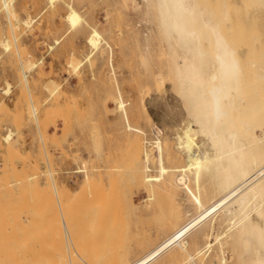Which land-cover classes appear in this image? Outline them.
I'll return each mask as SVG.
<instances>
[{
    "label": "rangeland",
    "instance_id": "obj_1",
    "mask_svg": "<svg viewBox=\"0 0 264 264\" xmlns=\"http://www.w3.org/2000/svg\"><path fill=\"white\" fill-rule=\"evenodd\" d=\"M198 2L243 50L252 45L253 31H264V7L250 0ZM71 7L83 18L77 28L68 21ZM93 28L104 40L94 52L88 43ZM166 43L143 0H0V90L12 93L11 98L0 97V264H60L55 257L61 258L63 251L68 257L74 253V264H103V260L112 264L124 259L131 263L161 243L175 223L196 213L181 188L160 189L150 198L134 171L138 136L125 131L118 108L122 96L129 114L134 115L133 123L146 133L148 141L159 137L169 146L177 145L175 132L190 122V116L175 89ZM160 53L163 58H158ZM247 56L244 62L249 63ZM257 60L264 62V58ZM159 73L166 78L163 88L156 87ZM253 84H247V92ZM254 90L248 93L250 99ZM143 101L156 122L146 117ZM157 128L162 134L156 133ZM11 133L12 141L7 143L4 139ZM130 157L133 163L128 162ZM125 164L133 171L126 170ZM166 164L183 167L186 160L178 157ZM86 172L89 181H85ZM151 174H159L156 166ZM92 193L99 206L91 200L89 204ZM170 203L176 211L170 212ZM172 216L179 217L173 220ZM220 230L217 226L216 232ZM208 231L209 226L190 238L193 254L204 244L203 232ZM226 252L231 258L230 247ZM4 253L9 254L7 258ZM176 255L180 260L188 257L181 249ZM222 256L216 244L207 255L198 260L196 256L188 264H218ZM69 259L59 261L69 264ZM169 263L177 261L171 262L165 255L155 264Z\"/></svg>",
    "mask_w": 264,
    "mask_h": 264
},
{
    "label": "bare ground",
    "instance_id": "obj_2",
    "mask_svg": "<svg viewBox=\"0 0 264 264\" xmlns=\"http://www.w3.org/2000/svg\"><path fill=\"white\" fill-rule=\"evenodd\" d=\"M51 1L54 2L55 0ZM143 2L147 14L153 15L157 20L161 34L167 42L166 56L170 60L173 81L177 87L175 89L179 91L178 94L181 95L187 106L190 122L188 121L187 125L181 122L184 127L178 128V130L180 129L181 131L182 129V132L172 130V134L175 132L176 135L177 133L176 137L178 139L177 145L172 147V145L169 146L162 142L159 137L155 142H150L148 138L144 137L147 136L146 133L133 123L134 115L129 114L128 103L122 96L118 99V108L122 112L125 131L138 136L136 144L134 142L139 149L136 151L137 153L135 151L133 153L138 156L134 171L140 184L149 193L150 198L160 189L175 188L176 191L177 188H181L191 201L196 213L188 215V218L182 223H175L170 234L141 258L131 263H124L126 262L124 261L125 259L123 262L117 260L114 261L116 263L113 262L112 264H155L165 255L170 257L171 262L177 261L176 264H188L189 261H195L196 256H198V260L199 256L207 255L216 244L220 246L223 254L218 264H264V62L257 60V58H264V31L259 32L260 34L257 31L255 34L253 31V41L252 39L250 40L252 45H248L249 49L246 46V49H248L246 51L241 48L242 44L241 47H237L231 42L230 38L220 29L219 22L204 13V9L199 5L198 0H143ZM250 2L257 4L260 8L264 7V0H250ZM72 7L71 11H69L68 21L72 27L77 28L81 25L83 18ZM256 11L258 13V10ZM259 16L261 15L259 14ZM102 42L104 40L101 32L97 28H93L88 37V43L93 52L100 49ZM205 43L207 44L205 45ZM161 55L158 58H163L164 54L162 53ZM247 55H250V59ZM246 56L250 60L249 63H247L248 61L244 62V60H247ZM78 67L79 65L76 68ZM247 82L254 83L253 87L256 93L251 85L252 89L247 92ZM157 84V88L165 87L166 78L161 73L157 74ZM168 88H166L167 91ZM252 90H254L252 97L255 96L250 99L251 94L248 96V93L249 91L252 92ZM167 91L165 92L167 93ZM147 95L145 98L148 97ZM142 107L146 117L150 121H154L145 101L142 102ZM165 119L167 120V118ZM156 133L162 134V129L157 128ZM12 136L13 134L11 133L4 140L9 143L12 141ZM9 147L11 148L10 145ZM152 147L157 148L156 153L153 152ZM125 152L129 154L130 149ZM127 154L126 157H128ZM178 157L186 160V166L172 167L166 164V161H171ZM130 158L128 162L132 161V157ZM153 166L158 168V175L151 174ZM115 167L113 168L117 169L118 166ZM124 168L131 170L133 167H129L128 164ZM79 172H84V170H79ZM89 180L90 174L86 172L85 181ZM109 189L111 188L109 187ZM172 190L174 191V189ZM93 194H91L92 196L89 195V197L91 196V199H88L89 204L91 200V202H95L94 204L99 206L100 201L98 202V198L94 199ZM95 196L97 197L96 194ZM123 197L124 195L120 198ZM118 201L117 203H119ZM128 203L126 206H129ZM172 204L170 203L172 208H168L171 210L170 212L176 211L172 210L174 209ZM161 212L163 211L161 210ZM93 213L94 215L96 214L95 211ZM177 214L175 212V215ZM86 216L88 217V215ZM95 216L97 217L98 214ZM87 217L84 218L88 219ZM174 217L172 216V218ZM178 217L176 216L173 220L178 219ZM162 219L164 220L165 218ZM95 220L97 221V219ZM208 226L210 231L203 232L202 239L204 244L197 249L195 247L196 250L193 254L190 250L193 246L190 238ZM217 226L223 230L216 232ZM6 228L9 227L6 226ZM44 229L41 230L45 234ZM22 239L18 240V242L22 241ZM25 247L23 246V249ZM227 247L231 248V258L226 256ZM12 249L14 250V248ZM177 249L186 252L188 257H183L180 260L176 255ZM13 253L15 255V252ZM63 253L65 255L66 253L68 254L67 251H63ZM62 254L60 255L61 258H70L69 264H74L77 261H74L73 252L69 253V257L68 255L62 256ZM8 255L6 254V258ZM52 255L53 253L50 256L52 257ZM25 258L22 255L21 259L24 260ZM61 258L55 257L58 260L57 263L62 264V261H59ZM202 258L204 260V257ZM11 261L16 262V260ZM67 262L68 260H66ZM97 262L99 264V261ZM103 262L105 263L104 260ZM103 262L101 261V263ZM196 262L192 264H197Z\"/></svg>",
    "mask_w": 264,
    "mask_h": 264
},
{
    "label": "built area",
    "instance_id": "obj_3",
    "mask_svg": "<svg viewBox=\"0 0 264 264\" xmlns=\"http://www.w3.org/2000/svg\"><path fill=\"white\" fill-rule=\"evenodd\" d=\"M12 93L7 94L5 90H0V97H4L5 99L11 98Z\"/></svg>",
    "mask_w": 264,
    "mask_h": 264
},
{
    "label": "crops",
    "instance_id": "obj_4",
    "mask_svg": "<svg viewBox=\"0 0 264 264\" xmlns=\"http://www.w3.org/2000/svg\"><path fill=\"white\" fill-rule=\"evenodd\" d=\"M55 65H57V64H55Z\"/></svg>",
    "mask_w": 264,
    "mask_h": 264
}]
</instances>
